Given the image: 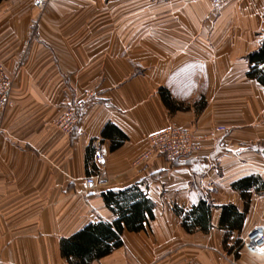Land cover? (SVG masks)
<instances>
[{"label": "crops", "instance_id": "0c3cea01", "mask_svg": "<svg viewBox=\"0 0 264 264\" xmlns=\"http://www.w3.org/2000/svg\"><path fill=\"white\" fill-rule=\"evenodd\" d=\"M34 3L0 2V61L14 78L0 129L1 264H70L61 240L115 228L121 209L106 194L127 190L152 216L123 222L121 246L90 264H264L244 245L264 224V86L246 57L262 43L264 0ZM77 101L81 120L65 133L57 118ZM218 125L227 131L197 154L135 164L157 130L206 137ZM98 144L107 178L88 188Z\"/></svg>", "mask_w": 264, "mask_h": 264}, {"label": "built area", "instance_id": "2783aa9c", "mask_svg": "<svg viewBox=\"0 0 264 264\" xmlns=\"http://www.w3.org/2000/svg\"><path fill=\"white\" fill-rule=\"evenodd\" d=\"M48 0H35V5L43 8ZM214 7H219L226 0H209ZM14 78L6 74L5 66L0 61V129L1 118L4 112L14 105L13 99ZM94 93L90 92L89 97ZM83 104L81 101L70 102L65 111L57 118V127L65 132H72L80 122L79 107ZM227 127L218 125L212 128L208 136L199 135L194 128L169 126L155 131L148 137L149 148L145 150L135 164L144 165L151 161L155 155H162L168 161L184 158L186 156L197 154L203 148L204 139L215 138L219 133H225ZM107 153L102 144H98L94 154V161L97 165L98 173L96 175H87L85 185L88 188L97 187L99 183L106 180ZM245 246L254 253H264V224H259L251 230L244 240ZM1 264V262H0Z\"/></svg>", "mask_w": 264, "mask_h": 264}, {"label": "trees", "instance_id": "16d2710c", "mask_svg": "<svg viewBox=\"0 0 264 264\" xmlns=\"http://www.w3.org/2000/svg\"><path fill=\"white\" fill-rule=\"evenodd\" d=\"M261 42V45L246 57L249 62L248 76L252 79L255 78L264 86V36ZM161 93L164 102L167 104L173 102L165 89H162ZM242 184L250 186L251 178L242 179L240 185ZM106 200L121 209L120 220L116 221L115 228H113V225L103 221L90 223L84 229L71 235V237L63 238L61 240V249L68 263L90 264V261L111 253L123 243L121 233L123 222L127 228L140 229L143 225L145 211L147 210L152 216L151 207L153 203L148 202L143 196L139 197L134 192L131 194L130 190L116 193L109 192L106 194ZM226 212L228 215H233L234 208L230 206L224 207L223 218H225ZM196 213H198L196 219L201 218L200 220H203L207 218V209L205 207ZM233 216L232 223L234 219L236 220L235 215Z\"/></svg>", "mask_w": 264, "mask_h": 264}, {"label": "rangeland", "instance_id": "374dc122", "mask_svg": "<svg viewBox=\"0 0 264 264\" xmlns=\"http://www.w3.org/2000/svg\"><path fill=\"white\" fill-rule=\"evenodd\" d=\"M262 148H263V150H262V151H264V144H263ZM263 153H264V152H263ZM244 240H245V239H244ZM244 245H245V243H244Z\"/></svg>", "mask_w": 264, "mask_h": 264}, {"label": "snow or ice", "instance_id": "6c2138e0", "mask_svg": "<svg viewBox=\"0 0 264 264\" xmlns=\"http://www.w3.org/2000/svg\"><path fill=\"white\" fill-rule=\"evenodd\" d=\"M261 251H264V249H262Z\"/></svg>", "mask_w": 264, "mask_h": 264}]
</instances>
